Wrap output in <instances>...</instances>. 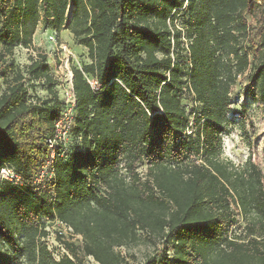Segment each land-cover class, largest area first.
<instances>
[{
  "label": "trees",
  "instance_id": "obj_1",
  "mask_svg": "<svg viewBox=\"0 0 264 264\" xmlns=\"http://www.w3.org/2000/svg\"><path fill=\"white\" fill-rule=\"evenodd\" d=\"M184 5L0 0V169L23 183L0 182V264H134L122 249L140 242L156 248L141 264H264L262 172L251 157L223 159L221 142L230 89L247 69L264 102V0ZM181 9L184 29L171 15ZM40 21L59 44L66 29L89 63L71 68L67 146L38 184L65 104L44 54L24 72L12 57L33 48ZM40 82L47 98H30L28 83ZM54 219L81 237L58 261L42 222Z\"/></svg>",
  "mask_w": 264,
  "mask_h": 264
},
{
  "label": "rangeland",
  "instance_id": "obj_2",
  "mask_svg": "<svg viewBox=\"0 0 264 264\" xmlns=\"http://www.w3.org/2000/svg\"><path fill=\"white\" fill-rule=\"evenodd\" d=\"M184 2L185 8L187 7L188 0H184ZM71 13L72 10H69L64 28H67L70 24ZM258 13L256 12L255 16L257 19H260L261 16ZM171 15H173L174 25L179 29H184L189 18L187 11L181 9L176 12L173 11ZM257 19L247 18L248 24L253 28L256 27L257 24L255 23ZM50 35L54 34L47 30L44 23L40 21L33 36V48L25 49L15 47L12 60L18 68L17 70L24 72V68L30 64V60L35 58L38 52L44 54L47 58L50 74L56 83V94L64 102L66 94H63V92L66 90V86H68L66 76L64 75L65 67L59 68L61 66L60 61H63L59 50L56 48L59 43L56 41L54 44V42L48 41ZM59 40L60 44L64 45L72 55L67 65L69 71H71L72 67L80 69L83 64L89 63L87 50L75 45L72 35L66 29L60 33ZM245 40V51H249L251 38L245 37ZM182 42L186 48L187 42L185 40ZM1 67L2 64L0 61ZM250 71V69H247L245 73L241 74L229 92L230 106L229 112L226 115L228 125L226 131L221 136L222 158L230 161L234 165H240L248 157H251L252 162L260 168L264 183V102L257 94H252L249 88L248 76ZM31 84L28 83L27 85L28 96L30 98L34 96L40 99L47 98L46 87L42 82ZM3 88L4 86L1 85L0 89L2 90ZM142 172L144 171L140 170V173ZM68 239L70 238L68 237ZM56 243H59L58 240ZM155 250L156 248H153L149 244L140 242L134 246L122 249V252H125L134 264H141L147 257L154 254ZM131 257L134 259H131Z\"/></svg>",
  "mask_w": 264,
  "mask_h": 264
},
{
  "label": "built area",
  "instance_id": "obj_3",
  "mask_svg": "<svg viewBox=\"0 0 264 264\" xmlns=\"http://www.w3.org/2000/svg\"><path fill=\"white\" fill-rule=\"evenodd\" d=\"M70 7L68 9V12ZM48 41L56 43V37L54 35H50L48 37ZM59 50L60 55L63 58V61H60L59 68L65 67V76L68 82V86H66V90L63 94H66L64 104L65 110L61 116V118L55 123V129L53 133V137L46 141L48 149L50 150L49 157L45 164L42 166L41 172L37 178V183L41 184L45 180V178L53 177V167L56 163V160L63 156V151L67 146L68 142V132L70 130L72 119H73V109L75 107V96L72 88V73L67 69V65L70 57H72L71 53L68 49L59 44L56 46ZM90 87L94 90L98 87L97 82L95 80H88ZM59 150V151H58ZM58 151V153H57ZM7 181L14 185H22L21 179L18 175H16L13 170L9 167H2L0 169V182ZM45 224L44 230L47 232L46 244L49 252L52 254L54 260L58 261L64 255L69 256L68 252L65 250L64 243L65 242H74L81 240V237L73 234L72 229L66 224L60 222L57 219L53 221H42ZM68 237L70 239H68ZM58 240L59 243H56ZM70 258V257H69ZM84 264H98L91 257H87L84 260Z\"/></svg>",
  "mask_w": 264,
  "mask_h": 264
}]
</instances>
